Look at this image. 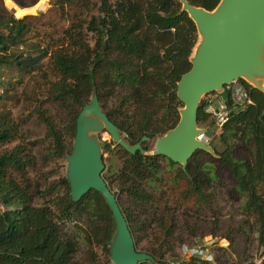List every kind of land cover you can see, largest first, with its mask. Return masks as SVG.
<instances>
[{
    "label": "trees",
    "instance_id": "16d2710c",
    "mask_svg": "<svg viewBox=\"0 0 264 264\" xmlns=\"http://www.w3.org/2000/svg\"><path fill=\"white\" fill-rule=\"evenodd\" d=\"M84 1V0H82ZM89 0H86L87 4ZM92 1V0H91ZM213 10L220 0H189ZM28 17H5L0 14V59L5 68L18 72L37 68L49 56L59 76L48 92L49 99L62 102L65 124L57 121L43 104L35 106L38 119L46 126L51 151L63 159L71 153L76 121L94 87L104 111L120 128L123 138L135 144L148 136L157 139L179 121L183 106L176 94L177 82L190 69V56L198 41L197 28L187 12L181 11L178 0H97L95 13L83 20H74L64 31L67 45L51 51L37 41ZM87 34H91L88 40ZM23 50L10 56L9 50ZM0 73V102L7 101L10 89L3 86ZM249 92L253 103L226 105L229 119L213 140L217 156L198 150L189 160L187 171L181 166L173 179L187 180L183 196L208 201L206 189L223 185L226 177L233 183L230 196L243 200V209L252 219L258 239L264 244V93L244 80L239 81ZM217 99L210 101L211 95ZM221 103L218 92L204 96L198 111L200 127H211L215 111ZM0 107V145L19 138L22 123L11 122L9 112ZM30 117V116H29ZM149 141V140H148ZM122 152L123 166L115 170L117 151ZM130 154L115 142L104 144L111 151L106 176L109 186L119 197V204L129 222L136 246L152 254L156 262L171 264L165 259L171 249L170 238L175 219L143 218L145 206L154 201V189L160 188L161 159L178 165L165 156L147 153ZM30 149L18 142L10 150L0 152V264H99V247L111 263L110 246L115 232V219L102 194L91 190L75 202L71 196L66 172L53 182L44 202L34 203V183L27 175L33 160ZM67 171V170H66ZM120 187L114 189V183ZM62 189V193H61ZM54 197L52 200H48ZM156 215V214H155ZM156 223L160 234L144 236ZM149 239V240H148ZM146 240L149 243H146ZM85 248L86 258L80 251ZM180 264H215L196 254ZM104 262V264H106ZM178 262H175L176 264ZM217 264L222 263L216 259Z\"/></svg>",
    "mask_w": 264,
    "mask_h": 264
},
{
    "label": "rangeland",
    "instance_id": "374dc122",
    "mask_svg": "<svg viewBox=\"0 0 264 264\" xmlns=\"http://www.w3.org/2000/svg\"><path fill=\"white\" fill-rule=\"evenodd\" d=\"M12 0L11 4L15 8H39L24 15H17L5 2L0 0V14L5 17L15 18L28 17L31 23L33 35H39L37 41L49 47L51 51L65 48L67 45L63 31L74 20H85L89 14L95 13L97 0ZM88 40L92 35H86ZM1 50L5 53V46L1 45ZM23 50H9L10 56H16ZM3 72V86L10 89V97L7 101L0 102V107L9 112L11 122H21V133L19 138L0 145L2 150H10L18 142L26 145L33 157L32 165L27 169L30 181L34 183V203L39 206L44 202V196L52 186L53 182L62 176L67 170V160L60 159L53 155L49 140L46 136V126L38 119L35 106L43 104L44 109L54 116L57 121L65 124V111L62 102H55L49 99V90L52 82H56L59 76L54 72L49 56L43 58L37 68L31 71L18 72L12 75V70L7 69L0 59V73ZM241 85L239 81L230 84ZM217 99V94L209 97L210 101ZM1 110V111H3ZM30 116V117H29ZM102 142L113 141L108 131L102 130L96 133ZM156 138L146 141L149 146L147 153L154 149ZM213 143L212 139L209 140ZM209 142V143H210ZM73 146V145H72ZM117 151L115 170L122 167V152L112 146ZM108 155H106L107 157ZM161 163V183L160 188L154 189L155 199L145 206L146 214L143 218L150 220L156 216H164L169 219L172 214L175 219V231L170 238L171 249L165 255L169 261L184 262L196 252H205L208 249L212 253L211 261L215 264L216 259L222 263L236 264H264V244L258 239L252 219L243 209V200H237L230 196L233 183L228 177L223 185H211L206 189L208 201H200L196 197L190 200L184 198L183 192L186 188V178L180 179L176 185L173 179L180 168V164L172 166L164 157ZM177 164V163H176ZM182 168V167H181ZM106 169L104 175L109 171ZM114 189L120 187L119 182L114 183ZM62 193V189H61ZM50 197L48 200H52ZM156 214V215H155ZM160 234L156 223L149 226L144 231V236H154ZM149 240V239H148ZM146 243H149L146 240ZM99 264H104L106 256L99 247L96 250ZM86 258L85 248L80 251V256ZM106 263V262H105ZM106 264H112L106 263Z\"/></svg>",
    "mask_w": 264,
    "mask_h": 264
},
{
    "label": "water",
    "instance_id": "95a60500",
    "mask_svg": "<svg viewBox=\"0 0 264 264\" xmlns=\"http://www.w3.org/2000/svg\"><path fill=\"white\" fill-rule=\"evenodd\" d=\"M178 1L181 11L194 21L198 41L190 56V69L177 82L176 94L183 104L179 121L156 139L150 154L165 156L187 171L196 151L205 150L217 156L213 144L204 138L210 129L198 124L204 96L218 92L222 102L229 105L231 94L227 87L240 80L264 93V0H220L213 10L189 0ZM102 130L108 131L113 142L130 154L146 153L142 143L149 137L144 136L135 144L126 141L104 111L94 87L91 100L77 117L72 151L65 155L72 199L78 202L91 190L102 194L116 225L110 246L112 264L155 263L152 254L137 248L119 197L104 176L103 142L96 135Z\"/></svg>",
    "mask_w": 264,
    "mask_h": 264
},
{
    "label": "built area",
    "instance_id": "2783aa9c",
    "mask_svg": "<svg viewBox=\"0 0 264 264\" xmlns=\"http://www.w3.org/2000/svg\"><path fill=\"white\" fill-rule=\"evenodd\" d=\"M228 90L231 94V100L235 103H253L252 99L250 98L249 92L247 89H245L241 85H234L232 87L228 86ZM229 119V110L227 109L226 105L224 103H221L218 107V109L215 111V122L214 124L209 128L210 132L206 136H204L205 140L207 142H210L209 140L216 138L217 135L221 132V127L225 122H227ZM211 143V142H210ZM0 210H4L3 204H0ZM205 252H196L195 254L197 256H200L203 259H208L211 261L210 257L212 258V253L208 249H205ZM174 264V263H171Z\"/></svg>",
    "mask_w": 264,
    "mask_h": 264
},
{
    "label": "bare ground",
    "instance_id": "6f19581e",
    "mask_svg": "<svg viewBox=\"0 0 264 264\" xmlns=\"http://www.w3.org/2000/svg\"><path fill=\"white\" fill-rule=\"evenodd\" d=\"M11 1L12 0H5V2L9 5V7L19 16L27 14V13H31L36 9V7L35 8L34 7H32V8H29V7L28 8H18L17 7V9H16L15 5L11 4Z\"/></svg>",
    "mask_w": 264,
    "mask_h": 264
},
{
    "label": "flooded vegetation",
    "instance_id": "af4514ba",
    "mask_svg": "<svg viewBox=\"0 0 264 264\" xmlns=\"http://www.w3.org/2000/svg\"><path fill=\"white\" fill-rule=\"evenodd\" d=\"M146 141H147V140H146ZM149 141H151V140L149 139ZM110 142H111V141H110ZM105 143H107V142H103L102 153H103V161L105 162L106 169H107V167H108L107 160H108V158L111 156V151H107V152H104V151H103V148H104V144H105ZM144 143H145V142L142 143V147L144 146ZM112 150H114L113 147H112ZM106 155H108V156L106 157ZM121 160H122V166H123L124 158H122ZM106 169H105V171H106ZM105 171H104V173H105ZM104 176H105V175H104ZM107 176H111V171H109V174H108ZM105 177H106V176H105Z\"/></svg>",
    "mask_w": 264,
    "mask_h": 264
},
{
    "label": "clouds",
    "instance_id": "9594fccd",
    "mask_svg": "<svg viewBox=\"0 0 264 264\" xmlns=\"http://www.w3.org/2000/svg\"><path fill=\"white\" fill-rule=\"evenodd\" d=\"M221 103H223L222 100H221ZM221 103H220V104H221ZM220 104H219V105H220ZM209 128H210V127H209Z\"/></svg>",
    "mask_w": 264,
    "mask_h": 264
}]
</instances>
